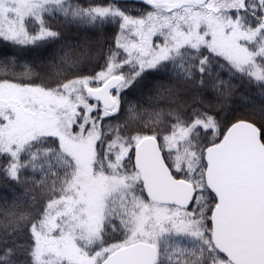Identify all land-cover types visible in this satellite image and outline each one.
I'll use <instances>...</instances> for the list:
<instances>
[{"label":"snow or ice","instance_id":"obj_1","mask_svg":"<svg viewBox=\"0 0 264 264\" xmlns=\"http://www.w3.org/2000/svg\"><path fill=\"white\" fill-rule=\"evenodd\" d=\"M0 264H264V0H0Z\"/></svg>","mask_w":264,"mask_h":264}]
</instances>
